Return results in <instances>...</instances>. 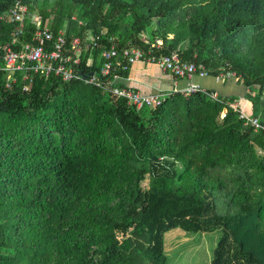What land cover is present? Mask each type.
<instances>
[{"label":"trees","instance_id":"16d2710c","mask_svg":"<svg viewBox=\"0 0 264 264\" xmlns=\"http://www.w3.org/2000/svg\"><path fill=\"white\" fill-rule=\"evenodd\" d=\"M20 1L22 38L47 27L96 42L83 75L104 50L159 41L240 76L264 124V0ZM14 26L0 20V44ZM14 76L6 88L0 70V264H165L174 228L221 230L210 264H264V133L236 97L171 92L136 108L84 79Z\"/></svg>","mask_w":264,"mask_h":264},{"label":"built area","instance_id":"2783aa9c","mask_svg":"<svg viewBox=\"0 0 264 264\" xmlns=\"http://www.w3.org/2000/svg\"><path fill=\"white\" fill-rule=\"evenodd\" d=\"M27 12V5L17 0L6 15L0 17V20H7L15 25L11 32V41L0 44V70L6 71V88H10L11 83H15V73H20L22 80H28V82H31L33 75L44 78L58 77L62 82H68L71 79H84L86 84L100 87L118 98H125L127 103L138 108L142 105H159L160 100L159 96H144L136 91L119 87L121 73L129 70V67L135 62L140 61L153 65L161 71L168 72L174 78L188 79L191 82L196 76L205 77L208 75L203 65L182 61L175 50L167 55L157 53L160 43L156 41L153 50L142 51L140 48L132 46L120 50L114 47L104 50L100 55L103 63L98 75L91 72L92 76L82 77L83 73L79 70L82 57L87 51H92L97 47L96 42L82 41L81 38L74 36L69 37L66 42L63 30L54 34L47 27L35 30L27 38H22L24 31L21 25ZM226 74L237 76L234 72L229 71L224 73V75ZM217 77L225 78L220 75ZM198 91L206 90L191 83L182 92L192 94ZM210 97L216 99L217 95L213 93L210 94ZM238 113L240 118L244 119L254 131L264 133V124L258 118L247 115L240 109Z\"/></svg>","mask_w":264,"mask_h":264},{"label":"crops","instance_id":"0c3cea01","mask_svg":"<svg viewBox=\"0 0 264 264\" xmlns=\"http://www.w3.org/2000/svg\"><path fill=\"white\" fill-rule=\"evenodd\" d=\"M119 84L123 88L133 90L144 96H160L171 92H182L191 83L218 96L229 98L236 97L235 107L245 114L251 115V104L245 99L247 89L234 79H226L207 75L196 76L194 79L174 78L168 72L161 71L158 67L143 62H135L129 67L126 75L121 76Z\"/></svg>","mask_w":264,"mask_h":264},{"label":"rangeland","instance_id":"374dc122","mask_svg":"<svg viewBox=\"0 0 264 264\" xmlns=\"http://www.w3.org/2000/svg\"><path fill=\"white\" fill-rule=\"evenodd\" d=\"M33 22L37 23L36 19ZM230 74L224 75L223 73L220 76H225L226 79H234L243 85L240 76ZM221 116H224V112ZM220 236L221 230L219 229L212 232H188L180 228L166 231L163 234L165 264H210L213 249Z\"/></svg>","mask_w":264,"mask_h":264},{"label":"water","instance_id":"95a60500","mask_svg":"<svg viewBox=\"0 0 264 264\" xmlns=\"http://www.w3.org/2000/svg\"><path fill=\"white\" fill-rule=\"evenodd\" d=\"M92 74H93V73H89V76H92ZM81 75H82V76H85V75H83V74H81Z\"/></svg>","mask_w":264,"mask_h":264}]
</instances>
